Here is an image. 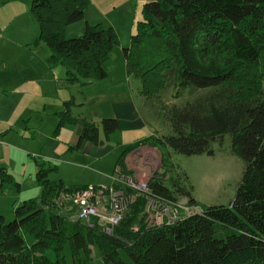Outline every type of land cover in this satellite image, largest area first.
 <instances>
[{
	"label": "trees",
	"instance_id": "1",
	"mask_svg": "<svg viewBox=\"0 0 264 264\" xmlns=\"http://www.w3.org/2000/svg\"><path fill=\"white\" fill-rule=\"evenodd\" d=\"M88 5L89 0L30 2L39 27L35 43L50 49L46 62L61 64L68 83L106 78L110 51L118 44L115 29L101 23L84 21L81 36H64L66 26L84 19ZM140 15L129 45L122 48L126 75L139 80V93L152 98L168 86L173 97L186 88L213 92L204 100L169 108L165 117L171 134L150 135L125 146L115 167L132 175L125 167L126 155L139 146L156 147L163 170L147 180L150 193L170 202L183 196L196 206L185 182L165 185L166 151L213 155L212 143L228 135L231 153L245 164L233 200L146 228L141 196L112 235H106L97 225H69L56 200L85 185L51 180L49 172L56 167L40 163L35 172L39 198L21 202L10 221L0 216V264H64L66 242L73 258L84 253L83 264L89 263L93 247L104 264H264V0H147ZM70 105L64 103L54 133L77 122ZM119 129L113 117L99 123L84 120L75 147L83 141L95 146L120 143ZM7 183L19 189L11 173L0 167V187ZM24 234L34 241L27 244ZM47 249L54 251L55 260L46 257ZM122 252L129 262L122 260Z\"/></svg>",
	"mask_w": 264,
	"mask_h": 264
},
{
	"label": "rangeland",
	"instance_id": "2",
	"mask_svg": "<svg viewBox=\"0 0 264 264\" xmlns=\"http://www.w3.org/2000/svg\"><path fill=\"white\" fill-rule=\"evenodd\" d=\"M145 1L147 0H89V5L84 13L85 19L69 26L75 27L85 20L89 24L101 23L103 26L110 25L115 29L118 37V44L111 49L109 54L106 78L91 80V84L78 82L76 83L77 86L71 88L69 93L74 94L76 100L82 103L74 111L75 115L84 117L87 121L99 123L101 118H103L102 113L107 108H110V105L114 102L113 87L116 84L118 85L125 65L122 48L129 45L130 37L135 29V23L141 17V7ZM30 2V0H15L11 5H0V63L9 68V74H12L15 79L22 72H25L30 80L34 78L35 71L33 65H29L30 60H28L30 55L40 56L42 49L43 52L49 51V48L43 43H35L39 27L35 17L30 12ZM81 34L73 35L70 38L79 37ZM19 69H22L21 73L17 71ZM5 72L8 74L7 71ZM28 84L26 87L30 86L33 88L35 86L33 81ZM122 85L125 93L120 91L116 94V97L122 101L131 100L144 122V127L135 133L137 137H132L134 134L129 135L127 133V136L132 139H140L149 135L171 134L169 122L165 117L167 110L172 106L180 107L198 99L204 100L213 92V89L209 88H186L181 91L178 97H173V89L168 86L158 93L157 96L150 98L149 102H142L137 92L141 86L138 79L130 77ZM30 90L32 89L30 88ZM51 91L52 95L56 96V93L60 94L65 90L58 85ZM31 94L28 91L23 97H17L16 94L0 91V121L10 118L9 120L15 133L20 130V124L18 125L16 122L17 120L19 121L17 115L20 114L19 110L22 108H25L27 112L23 118H28L26 121L29 122L28 126H33L35 122L37 123L36 116L29 113L32 107H35V103L39 101L38 99L31 100ZM42 104L43 101L40 102V106ZM53 104L54 102L51 100L46 101L45 113L47 112L48 115H52ZM37 110L42 111L41 109ZM24 127L23 124L21 130H25V138H32L34 135L33 129H23ZM111 142L115 143L114 141ZM29 143L30 147L35 145L34 140L27 142V144ZM108 144L113 145L105 142L103 147ZM12 146H14V143L7 139H5V145H0V161L11 173L14 181L20 184L19 189L9 183L0 187V216H3L6 222L12 220L13 210L21 202L30 198H39L40 196L35 184L34 159L37 162L43 161L49 167H56L55 170L49 172L51 180L61 177L68 182L90 183L92 178L96 177L97 167L92 160L93 157L82 153L81 150L71 149L62 157L56 159V161H53L55 160L54 157H48L47 155H43V157L50 159H41V157L37 158L34 156L33 158L28 154L26 157L30 160H23V158L12 155L10 150ZM46 147L49 148V145L47 144ZM212 149L213 155H183L172 150L166 151L168 169L165 170V185L171 187L177 179L181 180L182 183L185 182L184 185L191 188V196L198 208H205L210 205H228L235 196L245 168L243 160L231 153L228 135L224 136L222 142H213ZM134 150L137 151L132 161L136 165H140V170L136 173L138 180L147 181L154 172L159 171L156 167L160 166V171L163 170L160 164L161 152L156 147L144 145ZM30 161L33 163L31 166L29 165ZM141 162L144 164H140ZM73 193L62 194L56 200V209L66 218L69 225L74 221L73 217L77 212V206L72 198ZM177 201L181 206L188 205L186 197L180 196ZM180 214L182 215L181 211ZM24 239L27 244H31L34 241L28 234H24ZM91 251V259L88 264H104L94 247L91 248ZM44 254L50 260L56 259L52 249L45 250ZM62 257L64 264H83L85 262V256L82 251L76 253L74 258L72 257V250L68 242L63 244ZM120 257L125 262H129V258L123 252L120 253Z\"/></svg>",
	"mask_w": 264,
	"mask_h": 264
},
{
	"label": "crops",
	"instance_id": "3",
	"mask_svg": "<svg viewBox=\"0 0 264 264\" xmlns=\"http://www.w3.org/2000/svg\"><path fill=\"white\" fill-rule=\"evenodd\" d=\"M31 1V0H30ZM15 2V0H0V5H11ZM85 13V12H84ZM85 19V14H84ZM88 22L87 20H85ZM72 24L66 26L64 28V36L70 38L73 35H79L83 32V23L80 25H76L75 27H69ZM9 42V41H8ZM11 43V42H9ZM51 55V51H44L42 49V54L40 56L30 55L29 65H33V69L35 71L34 78L30 80L25 72H22V69L17 70L21 73L18 78L15 79L12 74H9V68L5 65L0 63V91L4 93L16 94L17 97H23L26 92L30 91L32 93L30 96L31 100L38 99L39 102L35 103V107H32L29 114H33L37 118V123L35 122L33 126H28V120L23 118L26 115L25 108L19 110L20 114L17 115L19 122L17 120V124H20V130L18 132H14V128L10 123V118H5L4 120L0 121V145H5V139L11 140L14 143V146L10 148L12 155L16 157L23 158V160L29 159L26 155L34 156L41 159H50L45 158L43 155H47L48 157H54L59 159L62 157L67 151L71 149H78L81 150L82 153L92 156L93 162L97 167V174L96 177H93L92 180L89 182H68L66 179L58 177L57 179H61L64 181L65 184L68 185H87L91 184L94 186H109L111 184V176L113 174V170L116 166V159L120 153V151L127 145L133 143L134 141L139 140V138L132 139L128 134H134L132 137H137L135 133L141 128L144 127V122L142 117L140 116L138 109L134 106L131 100L122 101L118 100L116 94L122 91L124 92V87L122 85L125 84L126 80L130 77L126 75L125 65L122 71V76L120 75L118 85H114L113 87V94H114V102L110 105V108H107L103 113V117H113L116 118L119 122L120 129L116 133V137L120 143H111L113 145H106L103 147L104 144L100 146H95L90 142L83 141L79 145L78 148L75 147L77 142V137L81 129L82 122L85 120L84 117H80L79 115H75L74 111L77 110L78 106L82 103L76 100L74 94H70V90L73 86H77L76 83H68L64 78V67L59 64H48L46 60ZM7 71L8 74L5 72ZM13 73V72H12ZM27 78V79H26ZM30 81H33L35 86L26 87L29 85ZM92 83V81L87 82ZM86 84V83H85ZM53 85V87H52ZM61 86L65 90L63 93H56V96L52 95V89L56 88V86ZM30 88L32 90H30ZM67 90V92H66ZM25 91V93H23ZM139 99L142 102H149L150 98H146L139 93V88L137 90ZM65 93V94H64ZM68 94V95H67ZM52 96V97H51ZM51 100L54 102L52 106V115H48L46 111V101ZM43 101V104L40 106V102ZM71 102L70 105V113L72 116L77 118V122L70 124L65 123L63 126L58 130L57 133H54L55 126L58 122V114L64 110V103ZM41 109L42 111L40 112ZM31 118V116H29ZM31 123V121H30ZM23 124L27 128L23 129H33V137L32 138H25V130H21ZM18 127V126H17ZM69 134H68V133ZM128 133V134H127ZM150 136V135H149ZM148 137V136H146ZM32 139V140H30ZM132 139V140H131ZM142 139V138H140ZM35 142V145L30 147V143L27 144L28 141ZM49 145V148L46 145ZM47 148V150H46ZM32 149V150H31ZM137 150H133L129 152L125 159V167L127 170L133 171L132 175L136 177V173L140 170L139 164L133 163L132 159L135 155ZM46 153V154H45ZM33 157V158H34ZM30 160V159H29ZM58 161V160H57ZM40 163H44L43 161H38L34 159V173L37 170V166ZM33 163L32 161L29 162L31 166ZM45 164V163H44ZM140 164H144L141 162ZM2 165V166H1ZM159 166V165H158ZM0 167H4L3 162L0 161ZM6 168V167H5ZM160 171V166L156 167ZM156 169V170H157ZM36 184V183H35ZM37 191L41 192L40 187L36 184Z\"/></svg>",
	"mask_w": 264,
	"mask_h": 264
},
{
	"label": "built area",
	"instance_id": "4",
	"mask_svg": "<svg viewBox=\"0 0 264 264\" xmlns=\"http://www.w3.org/2000/svg\"><path fill=\"white\" fill-rule=\"evenodd\" d=\"M111 180L109 186L86 185L73 193L77 206L74 221L90 227L97 225L103 233L112 235L130 206L141 196L145 198L143 223L146 228L168 225L181 216L200 210L197 206H181L178 201L170 202L153 195L147 181L124 173L118 166L113 170Z\"/></svg>",
	"mask_w": 264,
	"mask_h": 264
}]
</instances>
